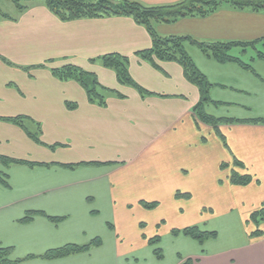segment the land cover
Returning <instances> with one entry per match:
<instances>
[{
  "label": "crops",
  "instance_id": "0c3cea01",
  "mask_svg": "<svg viewBox=\"0 0 264 264\" xmlns=\"http://www.w3.org/2000/svg\"><path fill=\"white\" fill-rule=\"evenodd\" d=\"M130 1L158 7L182 0ZM10 16L13 20H0V156L35 164L0 162L8 185L0 180V246L14 249L13 260L100 239L99 247L81 255L20 264H264V223L261 237H251L255 227H246L264 206V125L251 123L264 120V59L258 56L264 53V13L225 6L205 18L155 25L162 37L260 42L256 49L230 52L249 69L218 63L186 45L212 85L213 103L205 112L245 122L223 123L219 133L195 114L200 90L181 65L156 61L153 66L137 55L151 49L152 40L133 18L64 22L43 3ZM112 54L128 58L133 81L149 95L121 84L116 72L101 64ZM67 65L98 78L108 91L105 106L91 103L79 83L53 75ZM17 118L23 126L9 121ZM232 171L253 182L232 185L227 180ZM178 192L191 197L176 198ZM142 201L159 206L149 211ZM33 211L65 220L54 224L37 216L20 222ZM163 219L169 230H162ZM210 222L222 223V238L217 232V240L201 244L172 234L171 228L201 229ZM164 234L172 244L169 259ZM155 236L161 238V260L148 244Z\"/></svg>",
  "mask_w": 264,
  "mask_h": 264
},
{
  "label": "trees",
  "instance_id": "16d2710c",
  "mask_svg": "<svg viewBox=\"0 0 264 264\" xmlns=\"http://www.w3.org/2000/svg\"><path fill=\"white\" fill-rule=\"evenodd\" d=\"M11 2L18 13L25 12L30 4L43 3L47 9L61 19L64 22L91 19V18H103L111 16H123L133 18L134 21L145 27L148 31L151 40L152 48L138 53L137 55L150 62L153 66H156V61L159 62H175L181 65L184 69L185 76L200 90L201 101L195 108V114L199 121L208 125L219 133V126L221 124H234L245 123L241 121L223 120L217 119L208 115L205 112V106L213 103L210 97L212 85L209 84L206 77L198 70L194 61L186 50V45H192L197 47L207 58L214 60L221 64L236 63L244 69H249L250 66L243 64L239 59L233 58L230 55L231 50L234 48H242L244 51L247 49H256L260 42L253 43H204L195 40L190 36H172L162 37L156 30V24L171 25L178 20L187 18H205L219 9L229 6L231 9L245 11L250 10L255 13H264V0H182L181 2L158 7H145L138 2L130 0H117L113 3L110 0H7ZM13 20L9 14L3 13L0 10V20ZM259 58L264 59V53L258 52ZM94 63L96 61H93ZM101 64L108 69L116 72L118 80L121 84L135 88L142 95H149L147 91L140 88L133 81L129 69L128 58L122 57L117 54L107 55L100 59ZM53 75L61 81H75L79 83L85 90L88 100L91 103H97L100 106H105L106 97L105 93L108 92L103 89L98 81V78L91 73L84 71L74 65H67L60 69H54ZM76 105L69 104V108H75ZM12 121L15 124L23 126V118H17ZM251 123L263 124L264 120H256ZM29 136L39 141L37 137L29 134ZM0 162L5 166L26 164L33 166L35 164L15 161L7 157L0 156ZM237 167L243 168V165L239 162H235ZM66 168L73 169L75 165L64 166ZM227 166L222 165L221 169H226ZM3 176H0V180L4 186H7V182L2 180ZM229 181L235 186H249L253 182V178L248 174H239L232 171ZM191 195L187 193L178 192L176 198L190 199ZM140 205L146 210L153 211L158 208L157 202H145L142 201ZM44 216L48 218L54 224L62 223L65 218H53L48 217L41 212H28L26 216L20 221L23 224L31 223L35 217ZM249 225L255 227V231L251 234V237H261L262 232L259 230L260 224L264 223V206L257 212L250 216ZM172 234L174 236L183 235L187 238L193 239L201 244L209 240L217 239V232L202 231L198 227L186 228L184 230L173 229ZM146 238V236H143ZM161 242L160 236H155L148 239V244L153 247L155 256L158 259L164 258L163 250L159 247ZM102 244L100 239H96L86 245H67L58 249H53L41 256H28L25 259L13 260L12 255L14 253L13 248H5L0 246V264H20L25 260L41 259L45 261H55L72 256L81 255L89 252L92 248L99 247ZM186 264H192L188 261Z\"/></svg>",
  "mask_w": 264,
  "mask_h": 264
},
{
  "label": "rangeland",
  "instance_id": "374dc122",
  "mask_svg": "<svg viewBox=\"0 0 264 264\" xmlns=\"http://www.w3.org/2000/svg\"><path fill=\"white\" fill-rule=\"evenodd\" d=\"M110 1H112L113 3H115L117 0H110ZM0 10L3 12V13H6V14H10V15H13V14H15L16 12H17V10H16V8H15V6L11 3V2H9V1H7V0H0ZM28 71H32V69H28ZM227 174H229L228 172H225L223 175L225 176V175H227ZM230 175V174H229ZM0 176L2 177V174L0 173ZM4 178H5V176H4ZM229 178H230V176H229ZM229 178H227V180H229ZM174 191H181V192H186V191H183V190H180V189H177V190H174ZM162 207V205L160 206V208ZM131 211H133L132 209H131ZM164 221H165V219H163ZM162 220V221H163ZM170 221V220H169ZM171 222V221H170ZM148 223H149V227L151 228V226L153 225L152 224V222L151 221H148ZM165 223L166 224H164V226H162V230L163 229H168L169 230V225L167 224V221H165ZM210 224V225H209ZM209 224H207L206 226L205 225H203L202 227H201V229H202V231H208V232H213V231H216V232H218L219 234H220V236H221V238L223 237V235H224V233H225V228H223V226H222V223H219V222H215V223H209ZM216 227V228H215ZM246 227L247 228H251L252 227V225H248V223H247V225H246ZM171 229H178V228H171ZM179 230V229H178ZM157 234V233H156ZM163 236V240H164V243H166L164 246H165V248H164V250L166 251V255L168 256V259H169V257L171 256V255H173L172 253H171V248H172V244L169 242V240L167 239L169 236H168V234H164V235H162ZM217 240V239H216ZM216 242V241H215Z\"/></svg>",
  "mask_w": 264,
  "mask_h": 264
}]
</instances>
